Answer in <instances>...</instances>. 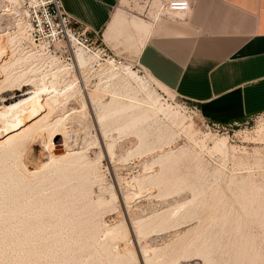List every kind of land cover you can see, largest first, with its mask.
Instances as JSON below:
<instances>
[{"label":"rangeland","instance_id":"rangeland-1","mask_svg":"<svg viewBox=\"0 0 264 264\" xmlns=\"http://www.w3.org/2000/svg\"><path fill=\"white\" fill-rule=\"evenodd\" d=\"M141 5V0H134L132 5L130 0L118 13L129 22L145 19L153 23L155 13L150 19L152 13L147 17ZM12 6L14 12L4 14V9ZM24 17L22 0L12 4L9 0H0V31L12 35L6 41L10 42L18 34L20 23L28 27ZM143 38L137 33L128 40L118 37L114 43L105 38L108 54L100 56L98 52L83 48L95 56L93 67L85 73L74 66L76 45L64 42L65 47L60 49L58 45L59 51L51 54L74 67L71 73L78 78L76 84L80 92L52 115L56 119L58 115L70 114L66 121L70 123L60 137L58 149L74 147L87 155L99 166L102 179L95 178L88 183L78 176L81 168L75 172L69 168L68 177L62 180L64 183L60 181L61 185L50 180L42 191L23 195L18 189L17 178H6V187L0 189V264H112L110 251L111 254H124L131 264H264V113L227 124L205 119L192 103L139 66L133 46H139ZM30 47L38 52L49 51L34 43ZM68 51L71 54H66ZM111 64L119 71L131 66L135 75L127 80L130 86H126L127 90L131 89V95L144 100L152 90L160 95L159 103L164 108L154 106L155 118L138 124L137 129L121 132L112 123L104 127L99 122L98 105L93 96L96 99L100 96L98 99L104 103L110 102L109 90L119 82L118 79L109 81L104 72ZM127 81L114 87L125 91ZM108 82L111 86L107 91ZM123 97L125 102L130 100ZM141 132H147L143 143ZM221 140L228 144L223 151L216 146ZM47 144L50 146L52 140ZM110 144H114L111 153ZM49 146L46 149L49 150ZM46 149L40 141L30 144L29 151L23 154L26 167L32 170L46 167L51 160ZM169 150L174 151L175 156L162 169L159 155ZM8 159L4 162L11 166L18 164L15 158ZM54 166L45 169L37 178L55 176L57 179L54 173L59 165ZM150 175H158V181L147 178ZM103 185L113 186L114 195L100 188ZM54 192L57 193L53 197ZM99 196L109 202H97ZM61 202L70 203L66 204L70 209L63 213L64 216L62 211L43 214L48 204ZM153 216L159 218L157 225L154 223L143 229V224L154 219ZM166 217H170L167 222L163 221ZM91 221L98 224L95 237L88 228ZM119 224L123 225L120 236L105 235L107 227ZM128 244L131 248L126 247Z\"/></svg>","mask_w":264,"mask_h":264},{"label":"bare ground","instance_id":"bare-ground-1","mask_svg":"<svg viewBox=\"0 0 264 264\" xmlns=\"http://www.w3.org/2000/svg\"><path fill=\"white\" fill-rule=\"evenodd\" d=\"M9 1H11V4H12L16 0H9ZM16 3L18 4V2H16ZM158 5H159V1L156 2L155 6L157 7ZM14 9L15 8H13V6L11 8L8 7V9H4L6 12V13L4 12V14H10L12 11L14 12ZM187 11H185V12H187ZM23 12L25 14L24 10H23ZM181 13H184V12H173L170 15L163 16V17H169L170 18L173 15L175 16L176 14H181ZM181 15H183V14H181ZM134 16H137V15H134ZM150 16H151L150 19H153V14ZM178 16H180V15H178ZM154 18L156 21L161 17H157L155 15ZM23 19H25V22H27L28 27H27V25H24V24H23L24 26H22L21 23L19 22L20 27H18L19 28L18 34H16V36L11 38V39L9 38L10 42L6 41V39L9 36H12V35H10V32L0 31V189H3L4 187H6V186H4L5 182H6V180H5L6 178L9 177L10 179L11 178L14 179V177H16L17 178L16 183H17V186L19 187L18 189L22 192L23 195L28 194L29 192L35 193V191L37 192L39 189H41L50 180H52L54 182V184L61 185V182H63L62 180L66 179L68 177L67 173L69 172V168H71L72 171H74V172L76 171V169L81 168L82 169L81 174L80 175L78 174V176L85 182L90 183L89 181H94L95 178L97 179L99 177H100V179H102L100 176V173L98 171L99 166H96L94 164V162L91 160V158L88 159L86 157L87 155H84V153L75 150L76 148L73 149L74 147H72V149L71 148H69V149L67 148L65 150L60 149L61 151H59V149H58V147L60 146V143L62 141L60 137L63 134H65V129L68 128V124L70 123V122H66L67 119H69L68 117L70 116V114L65 115V113L63 112L64 114L58 115L59 117L58 118L56 117V119L53 118L52 115L54 113H56L58 111V109H61V108L63 109L71 97L76 96L78 93H79L78 95H80V92L78 91L79 87H77L78 85L76 84L78 78L76 77V74L72 75V73H71L72 69L74 70V67H70L71 65L69 66L68 64L62 62L61 59L59 58V56L51 55L50 51H48V53H45L42 51L41 52L40 51L39 52L34 51L33 48L30 47V45H33V37L31 36V28H30V32H29V23H28V20L26 18V15ZM155 21H153V22H155ZM136 29L137 30H143L144 28H143V25L136 24ZM16 31H13V32L16 33ZM27 38H29L28 42H27L28 44L26 43ZM13 42H15V43H13ZM66 42H67V44L71 43L72 45L73 44L76 45V42L72 41V40H67ZM63 43L64 42L57 43L56 49L58 51H59V49L57 48L58 45H60V47H59L60 49L65 47L63 45ZM97 55L100 56L99 52ZM94 57L95 56L87 53L82 47H79L78 45H76L75 65L74 66L78 67L79 69L82 70V72L85 73L86 71L90 70L93 67L92 63H93ZM104 70H105L104 72H107V74H108L107 78L110 79L109 81H112L113 79L119 80V82H116L115 85L117 83H120L121 81H124L126 83V81L129 80V78L131 79V77L135 75L134 71L131 69V66H124V70L119 71V70L115 69L114 64H111L108 66V68H105ZM118 77H121V78H118ZM61 78H63L64 81H62ZM108 79H106V81ZM127 82H128V84L124 85L126 89H125V91H122V92L120 91L121 87L118 90L117 86L114 87L115 86L114 85L113 87H111L112 89L109 90L107 88H110L109 86H111V83L108 82L109 85L104 84V85H106V90L107 91L109 90L111 92V95H112V99L108 103L102 102V100H100L101 98L98 99L100 96H98L97 94H96L97 99L95 96H93L94 97L93 100H95L94 102L98 105V119H99L101 126H104V127L106 125L109 126V123L110 124L112 123L116 126V130L121 131V132H125V131L131 130V129H137L138 124H144V123L148 122L149 120L155 118V113L157 110L155 109L154 106H158L159 107L158 109L164 108L163 104L159 103L160 95L159 94L157 95L156 91L152 90L151 92H149L147 94L148 98L146 100L139 99L138 97H136V95H133V94L131 95V93H130L131 89L130 88H128L130 90H127L126 86L127 85L130 86L129 81H127ZM101 86L102 85L98 86V88ZM103 90H105V89H103ZM80 91H81V89H80ZM121 95H122V97L126 96V97L130 98V100L128 102L123 101L121 99L122 97L120 98ZM128 98H126V99H128ZM159 111L161 112V110H159ZM105 134H107L106 131H105ZM146 134H147V132H144V133L141 132V134H140V138H141L142 143L144 142V139L146 138ZM48 140H52V144L50 146L47 144ZM38 141H40L43 144L45 149H46V146H49V150L48 149H46V150L49 152L48 158H49V160L50 159L51 160H50V163L47 164L48 167H47V165H45L46 167L40 166L39 168H36L38 170H32V168L26 167V164L24 162L25 157L23 158V154L24 153L26 154V152L29 151L30 144H36ZM64 145H62V146H64ZM113 145L114 144L109 145L110 153L112 152ZM216 146H217V148H219L220 151H223L226 149L228 144H227L226 140H221L220 142H218L216 144ZM56 148L58 149V151L56 150ZM174 154H175L174 151L169 150L165 154L159 155V162L163 165L162 169H164V167H165L164 164L168 163L171 159L174 158V156H175ZM8 157L9 158H15L16 160H18V164H15V165L13 164V166H11V165L5 163L4 159L6 161V158L8 159ZM16 160L14 162H16ZM95 163L98 164L97 162H95ZM55 164L59 165L57 168H55L56 172L54 173L56 175L57 179H54L55 176L54 177L49 176L48 178L46 177L43 179L37 178L38 175L40 176L41 173H43L45 171V169L47 170L49 167H51V166L53 167ZM65 171H67V172H65ZM147 178H149L150 180L152 179L153 181H156V182L158 181V175H156V176L150 175V176H147ZM3 179L5 180L4 184H3ZM97 181H99V180L97 179ZM63 185H65V184H63ZM52 186H54V185H52ZM103 187H104V185L100 188H102V189L105 188L107 192H109V193L111 192V196L114 195L113 194V188H112L113 186H110V187L106 186L104 188ZM42 189H41V191H42ZM5 192H6V190H5ZM55 193H57V192H54L53 197L55 196ZM74 193H75V191H74ZM87 193H88V191H87ZM101 194H103V193H101ZM83 195H82V197H83ZM86 195H84V196H86ZM10 196H12V195H10ZM31 196H32V194H31ZM48 196H49V194H48ZM55 198H57V197H55ZM97 202L108 203L109 201L107 199H105L104 197L99 196ZM67 203H69V202H65L64 204L62 202L60 204L54 203L52 205H50L51 203L50 204L47 203L49 206L46 205L47 207H46V209H43L44 210L43 214L50 215L53 212L54 213L57 212V214L59 212V214H60V211H62L61 214H63L66 210L70 209V205L66 206ZM30 204H31V202H30ZM2 207H3V205H2ZM24 207H26V206H24ZM29 208H31V207H29ZM43 208H44V206H43ZM20 209H22V208H20ZM181 209H182V207H181ZM15 210H19V209L16 208ZM14 211H13V214H14ZM15 213H17V212H15ZM63 216H64V214H63ZM143 216H144V214H143ZM154 216H153L154 219L151 218L148 222H146V224H143V229H144V227H148L150 225H153L154 223H155V225H157L156 220L159 218H156ZM162 218H165V216L163 215ZM168 219L166 217V220H163V219L162 220L167 222ZM139 221L143 222L144 219H143V221H141V220H139ZM41 223H39V224H41ZM160 223H162L161 220H160ZM45 225H46V223H45ZM158 225H159V223H158ZM161 226H162V224H161ZM81 227H83V226H81ZM84 227H85V225H84ZM122 227H123L122 224L115 225L112 227H107L105 229V235L110 236V237L120 236L122 231H123ZM137 227L138 228L140 227V223ZM150 227H149V229H150ZM39 228H40V226H39ZM88 228L90 229L92 236L95 237L96 233L98 232L97 231L98 224L96 222L91 221V224L89 225ZM82 229H81V231H82ZM140 229H142V228H140ZM84 230H86V229H84ZM147 230H148V228H147ZM140 232H144V231H140ZM86 233H87V231H86ZM91 239H93V238H91ZM46 243H48V242L46 241ZM128 246H129V244L126 247H128ZM105 249H107V248H105ZM108 253H110V256H111V259H110L108 257L109 256V254H108V256H107L108 261L110 259V262L112 261L111 262L112 264H131V261H129V259L127 257H125L124 254H121V253H116V254L112 253L111 254V251Z\"/></svg>","mask_w":264,"mask_h":264},{"label":"crops","instance_id":"crops-1","mask_svg":"<svg viewBox=\"0 0 264 264\" xmlns=\"http://www.w3.org/2000/svg\"><path fill=\"white\" fill-rule=\"evenodd\" d=\"M128 1L63 3L92 35L110 43L142 35L133 46L137 62L205 119L227 124L264 113V0H192L183 15L153 23L121 17Z\"/></svg>","mask_w":264,"mask_h":264},{"label":"built area","instance_id":"built-area-1","mask_svg":"<svg viewBox=\"0 0 264 264\" xmlns=\"http://www.w3.org/2000/svg\"><path fill=\"white\" fill-rule=\"evenodd\" d=\"M159 1V5L153 8L152 3ZM192 0H141L144 7L143 13L148 17L155 13L157 17L168 16L173 12H185L189 10ZM134 0H131V5ZM22 8L25 11L29 23V32L34 45L46 48L50 54L56 53V45L59 42L72 40L76 45L88 52L108 54V46L101 36L92 35L87 26L69 14L63 0H22ZM31 25V26H30ZM43 45V46H41ZM66 54H71L69 51ZM139 66L143 68L138 62ZM225 126V125H223Z\"/></svg>","mask_w":264,"mask_h":264}]
</instances>
